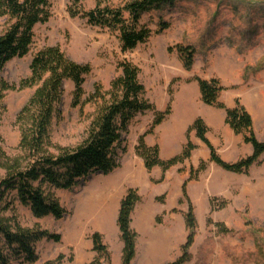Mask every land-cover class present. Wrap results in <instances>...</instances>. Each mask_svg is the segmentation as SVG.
<instances>
[{"label": "rangeland", "instance_id": "1", "mask_svg": "<svg viewBox=\"0 0 264 264\" xmlns=\"http://www.w3.org/2000/svg\"><path fill=\"white\" fill-rule=\"evenodd\" d=\"M52 2L50 19L34 27L29 53L7 62L0 69V77L18 82L29 74L31 58L38 50L57 45L69 59L91 66L82 85V101L96 83L107 91L120 74L118 64L128 61L139 68L145 97L154 109L136 115L129 124L118 149L119 167L109 174L97 171L72 189L55 190L67 211L63 218H37L29 207L15 203L20 224L61 235L59 242H37L38 260L31 264H88L98 256L92 249L91 235L99 229L104 230L102 239L112 261L120 258L122 241L110 227L109 218L118 193L127 188L130 179L150 182L148 194L154 195L155 211L153 224L144 227L140 235V252L131 264H168L181 255L188 235L184 219L188 203L179 202L184 181L196 221L188 249L190 259L185 264H264V153L247 173L226 171L209 161V150L194 130L188 134L197 143L191 156L165 171L160 166L148 171L136 152L139 138L151 129L155 113L170 105L169 115L143 140L147 146L158 145L162 160L180 153L187 141V128L195 118L210 114V105L201 100L197 77L217 78L228 92L251 90L252 108L261 120L256 136L264 139V0H178L171 7L145 13L141 23L151 29V34L145 42L126 51L121 49L117 30L72 17L68 11L71 0ZM122 2L110 0L113 6ZM94 4L95 0H82L86 10ZM160 19L169 23L162 31H158ZM176 45L194 48L189 70L183 67ZM62 88L58 114L49 129L52 152L55 146L79 145L96 108L90 102L73 105L75 86L71 80L63 81ZM34 90L35 86L9 91L0 102V145L9 156L24 155L19 147L22 126L17 116ZM206 135L215 144L221 140L220 132L213 127L208 126ZM218 148L217 153L225 161L238 160L231 161L233 153L222 145ZM241 152H245L243 148ZM161 208L165 210L160 212ZM60 255L63 258L56 263Z\"/></svg>", "mask_w": 264, "mask_h": 264}, {"label": "trees", "instance_id": "2", "mask_svg": "<svg viewBox=\"0 0 264 264\" xmlns=\"http://www.w3.org/2000/svg\"><path fill=\"white\" fill-rule=\"evenodd\" d=\"M178 0H123L113 6L110 0H95L91 9H84L82 0H71L69 14L85 18L92 26L117 30L123 51L133 49L143 43L151 34V29L141 23L145 13L173 6ZM52 0H0V69L13 58L27 55L34 41V27L47 22L52 16ZM159 30L169 26L167 21L159 20ZM183 67L187 70L194 62V48L190 45H176ZM171 50V47L169 48ZM120 74L111 82L107 91L99 83L82 101L83 82L91 72L88 63H78L69 59L59 46H44L31 58L30 72L18 82H8L0 77V102L9 91H19L34 87L35 90L17 116L21 123L19 147L23 156H9L0 145V264L13 261L31 264L38 260L36 243L42 239L59 242L61 235L38 226L25 227L17 219L15 203L29 207L37 218L51 216L61 219L66 209L55 194L56 189H72L87 176L99 171L109 174L119 167L118 149L123 134L134 117L154 109L145 97V87L139 80V68L128 61L118 64ZM65 80L74 83L73 105L90 102L96 108L87 127L86 137L75 147H51L49 129L58 114L57 105L63 94ZM200 97L204 104L222 108L225 123L235 134H241L246 143L252 146L251 154L228 162L221 158L207 138L208 126L201 117L195 118L187 128V141L179 154L170 159L159 157L158 145L147 146L143 140L151 129L161 123L170 113V105L164 111H157L151 129L140 136L136 152L144 160L148 171L160 166L163 171L184 162L197 147L188 134L194 130L209 150V161L226 171L247 173L250 166L259 162L264 153V139L259 140L253 130L252 117L240 100L235 99L233 107H226L219 96L227 87L217 78L209 80L196 78ZM204 163L201 162V166ZM191 178V177H189ZM186 183L182 185L183 200L188 203L184 214L188 229L186 242L181 255L168 264H185L190 259L189 247L195 234V216L192 210ZM140 200L136 188H128L120 200L117 226L123 243L120 264H130L136 254L137 233L130 227L131 212ZM10 214H6L8 212ZM92 249L98 254L88 264H112L111 253L103 242L102 234L95 231L91 235ZM60 255L56 263L61 262ZM69 260H72L70 258Z\"/></svg>", "mask_w": 264, "mask_h": 264}, {"label": "crops", "instance_id": "3", "mask_svg": "<svg viewBox=\"0 0 264 264\" xmlns=\"http://www.w3.org/2000/svg\"><path fill=\"white\" fill-rule=\"evenodd\" d=\"M195 86H197V83L195 84ZM250 91L251 90L249 89L246 90L241 89V90H235L229 92L225 90L221 92L219 99L221 102L224 103L226 107H233L234 100L235 98L238 97L241 104L246 108V110L249 112V114L252 117L253 130L256 135V126L257 124H261V120L258 119L257 113L254 112L252 108L253 106L250 100V94H251ZM208 108H209L208 113L210 114L203 115V119L207 123V126H209V129H212L213 127L214 130L217 129L221 134V140L218 141V144L213 143L212 140L207 136V138L216 148V150L218 151L219 149L218 146L222 145L224 150L227 149L231 151L234 155L231 161H235L239 159L242 155L250 154L252 152L251 144L244 143L243 136L241 134H235L233 130L224 122L225 119L224 109L212 107V106H209ZM193 143L197 145V143L195 142ZM242 148L245 151L243 153L241 152ZM126 184H127V188H123L122 191H120L118 193V196L116 197L115 209L113 211V214L109 218V225L120 236V232L116 222L120 200L128 188H136L140 196V200L135 204L134 209L131 212L130 227L137 233L136 254L133 260L131 261L132 263L134 262V260L138 256V253L140 252V235L143 233L144 227H146L148 224L152 225L154 222L155 211L153 208L154 206L152 205L154 195L148 194V186H150L149 181L137 183V181H135L134 179H130L126 182ZM162 210L165 209L161 208L160 212ZM98 232L104 234V230L102 229H99ZM120 260H121V252H120V258L118 257V259L115 262H113L111 259V262H113L112 264H119Z\"/></svg>", "mask_w": 264, "mask_h": 264}, {"label": "bare ground", "instance_id": "4", "mask_svg": "<svg viewBox=\"0 0 264 264\" xmlns=\"http://www.w3.org/2000/svg\"><path fill=\"white\" fill-rule=\"evenodd\" d=\"M94 197H91L90 201L93 199ZM96 201V200H95Z\"/></svg>", "mask_w": 264, "mask_h": 264}]
</instances>
